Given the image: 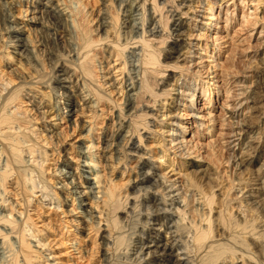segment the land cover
I'll return each instance as SVG.
<instances>
[{
    "label": "bare ground",
    "instance_id": "1",
    "mask_svg": "<svg viewBox=\"0 0 264 264\" xmlns=\"http://www.w3.org/2000/svg\"><path fill=\"white\" fill-rule=\"evenodd\" d=\"M16 1L0 0V16L4 22L6 21L4 27L8 34V39L4 42L2 41L3 56L9 65L13 64L15 66V70H18L21 74L20 77H22L21 83L18 86H12L10 80L1 78L0 75V264H36L37 262H39L38 264H60L59 261L55 260L58 256L51 251L50 244L45 245L48 240L46 243H42L38 236L41 234H35L33 227L28 223L31 217L27 212V208L30 206L36 214L38 212L36 210L37 205H31L33 202L32 199L37 200L36 202L40 206L50 204V208L55 209V211H61V214H64L70 223H84V225L86 223V226L89 225L90 227H100L102 224L104 228L100 234V238L102 239L100 242L104 245V252L102 253L103 264H163L164 261L170 262V264H225L230 262L228 258V254L230 253L236 259L249 260L245 253L232 251L230 244L223 241L220 242L216 238L213 228L214 219L216 218H211L210 209L212 196L209 197L204 192L195 190L198 187L192 182H188L187 184L185 181L170 179L163 173H156L157 168L153 164L156 159H153L150 153L146 159L142 157L148 151L146 146V149L142 147V138H148L150 136L151 133L149 132L153 129L151 126L159 125L156 117L159 112L165 109V99L163 97L171 93L175 95L176 105H179L183 97L189 96L184 105L191 109L194 107V103L192 102L195 96L194 92H202L206 95L207 90H209L210 95L213 91H210L212 89L210 88L211 85H214L215 99L218 97V93L222 95L225 93L226 98H231L233 95H238V97H236L237 102L235 103V107L229 108L231 109V114L228 116L230 120L223 123L226 127L224 129H215L217 119L221 117L220 113L222 110L216 115L212 114L216 108L212 104L208 112L205 113L209 118L210 129L217 131L209 143L215 146L219 145V147L227 143V148L225 149L228 150V153H235V155L231 154L232 156L229 155L230 153L227 154V161L229 159L234 160V162L237 160L235 164L243 167V171L247 170L246 167L248 168L251 164L254 165L258 162L251 154L255 146L259 145L264 150V145L261 147L257 143L259 138L255 140V135H250L246 140V136H248V133L246 135V131L250 129L251 125H256L252 123L254 120L252 119L251 121L250 118L249 121L252 124H245L246 122L243 118L245 116L250 117L259 111L261 112L263 110L262 105L264 104L262 103V100H264V94L262 92H253L250 96L251 86L244 85L245 80L251 73L249 71L244 72L243 76L234 80L235 85L231 86L227 78H225V71L222 69L217 70L218 68H215V64H213L210 71L209 68L205 70L208 74H205L202 80L200 62L202 63L203 57L201 54L205 55L207 52L208 47L205 39L209 34L207 35L204 32L191 33L182 30L185 24L182 18L185 16L187 22L189 19L194 20L197 10H195L193 4L202 5L204 1L156 0L155 2V0H119L117 15L118 13L122 14V17L118 20V26L120 28L118 33L119 41L113 40L112 38L114 35L112 27L113 17L106 14L104 9L100 11L101 17L97 25L100 31H102L100 33L102 36L100 39L105 41L108 56L115 57L112 62L113 64L109 65L112 66L110 69H114V71L107 72V67H102V62L99 60L97 65L100 66L99 69L102 70L101 72L106 70L100 76L103 80L102 85L109 88L107 90L109 94L116 90L119 96L116 99L112 98L113 96L110 97L105 92H99L92 82L93 78L89 60L94 48L93 42L89 38L83 40L81 38L83 36L82 33L77 31L80 27L78 18H81L84 13V5L81 0H46L41 4V10L35 9L32 0H24L23 4L25 3L27 5L30 3L31 5V8L27 6L24 9L21 3ZM252 1L250 0V2ZM240 2L243 3L244 0H240ZM146 3L150 4L148 9L145 6ZM208 3L207 10L206 8L203 10L208 12V19L217 20V15L212 12V9L214 4L216 6H219V4L214 2ZM230 3H234V0H231ZM258 3H255L253 10H257ZM233 6H235V3ZM201 7L204 8V6ZM225 7H228L227 3ZM225 7L223 10V26H216L217 29H213L208 27L210 25L208 21L201 22L206 26L201 29L214 31L210 37L214 42L213 46L217 50H219L218 47H220V44H223L221 39L228 35V24L232 21L234 14L232 9L229 11ZM14 10H17L20 16L18 14L14 15ZM133 11H137L140 14L138 18L139 26L131 23L128 30V23L133 20ZM247 16L250 17L249 19L252 24V27H250L251 31L259 33L256 36L257 38L260 35L262 36V32L264 31L262 24L264 21L262 23L259 20H264V16L257 17L253 13ZM17 18L20 21H17ZM162 18L165 21H161ZM244 18L245 16L241 15L239 25L243 21L246 22ZM168 21H171V25H173L172 29H169ZM35 24L45 26L51 34L56 36V39L63 36L61 35V28L71 27L77 31V36L75 34L77 41L76 43L70 41L71 47L69 49L71 59L68 62L72 66L70 67L72 73L69 75L68 71H65V68L64 71L61 68L60 71L62 73L54 74V78L57 79V84L61 89L56 85L55 87L47 88L48 92H45V90L36 84L39 80L38 75L34 71L27 70V67H24V62L27 64L29 61L33 62L32 60H34L32 64H39L36 53L41 48L36 49L32 44V40L28 38V35L21 36L18 31L22 29L35 30ZM189 27V24H187L186 28ZM193 27H195V23ZM133 28H136V30L132 31ZM10 31L12 33H8ZM220 31L224 32L223 36ZM133 33L135 35H132ZM233 34L235 33L233 32ZM251 35L252 32L249 33L250 37ZM183 36H186V39ZM232 36L229 38L231 39ZM157 41L162 45L165 44L167 47L166 50L168 49L170 54L171 52H183V57L181 55L175 56L177 65L173 67L179 68L180 70L173 73L174 77L172 76L170 78L174 84L171 83L173 85L167 87L170 85V82L159 78L162 75L161 73L154 85H162V87H158L156 91L150 88L147 74L150 72L149 70H153L152 67L159 65L160 52L155 51ZM135 44L137 46H134ZM260 44L263 45V41ZM128 46H132L131 48L135 49L138 48L137 52L134 50L130 51L131 54L138 56L135 64H128L126 55L123 54L129 48ZM8 48H12L14 53L19 57L14 58L12 55L13 51H8ZM234 48L235 46L229 45L227 58L234 51ZM188 53L199 60L193 61L194 59H190L186 61V55H189ZM196 53H199V57ZM218 55L219 52L216 55V59H213L214 61L217 60ZM120 57H122L123 61L117 63L116 61ZM127 65L132 66V68L127 69ZM182 70L196 75V79H199V82L197 83L195 80L190 81L186 79ZM73 74L75 76L77 74L79 79H76L74 83H72L73 80L71 78ZM127 81H129V87H126ZM26 84L28 86L23 88ZM31 87L34 90H31ZM72 87L75 88V91L79 89V105L74 104L72 107L66 108L59 107L58 105V111L63 109L60 111V114L63 113L66 120L73 123L74 126L76 125L78 128H81L82 133L85 132V134L81 132L78 134L80 137L78 142L80 143L74 147L86 159H78V162H75L74 172H64L61 169H56L58 172L54 174L60 180L58 182L61 184L60 189L66 194L64 197L57 198L54 193V186L49 187L44 183L45 181L43 182L41 180L38 168L43 164L45 155L35 149V145L30 139L31 136L33 137L35 135V128L29 119L25 117V114L18 111L15 100L20 95L23 96L26 94L29 95V98H38L39 103L44 104L43 100H46V104H42L44 106L43 110H37V115H39L38 119H41L42 126L47 132L44 136L46 138H53L55 136L57 139L55 142L59 143L61 141L59 136L61 137L62 133L59 125L61 124L62 118L57 117L55 114L57 110L52 105L54 104L55 107L59 100L68 103L72 102L73 93H69L72 91ZM248 88L250 91L247 92L246 90ZM35 91H38V93ZM49 92L54 93L55 98L51 97ZM246 93L249 95H246ZM209 97L207 100L211 102ZM54 99L55 103L53 101ZM101 99H106L112 104V107L116 108L115 118L121 116L122 121L126 122V130H121V125L118 121L117 123L119 125L115 127L113 134L107 139H102L104 146L98 152L95 151L98 147L94 143L97 140L90 136L95 125L91 122L82 120V123H79L75 119H71L77 115V111L79 110L86 109L89 111L93 107H96ZM121 100H123L127 107L124 112L117 111V104ZM41 103L37 108L41 107ZM197 110L201 111V109H196L195 111ZM189 114L194 119L192 120L194 125L199 128L203 127L205 130L208 129L207 126H203L197 121V119L204 116L203 114L199 112L194 113V115H192L193 113ZM258 114L260 115V113ZM134 118H140L142 121L137 123ZM171 120H174V118L172 117ZM85 122L89 124L87 125L89 126L88 128L85 126ZM139 124L142 126L138 127ZM167 124L168 129L164 130V132L162 130L160 131V129L158 131L165 134V142L173 155L187 157L193 152V148H200V145L203 144L198 139L193 142V140L187 138L185 126L178 125L177 121H169ZM177 126L181 128L178 129ZM198 127L193 131V134H197ZM121 132H123L121 136L123 142L119 145L123 148L122 153H118L121 154L120 156L118 154L117 156H113L112 154H116L117 151H113V147L111 146H113L112 144L114 142L112 143V141H114L113 139H117V135H120ZM153 132L155 131L153 130ZM201 132L205 133L206 131L202 130ZM252 132L255 133V131ZM41 135H43V130ZM83 137L87 138L85 140L87 142L86 144L81 140ZM134 137L137 138V141L134 140ZM241 138L243 141L245 139V144L242 145H245L246 149L243 146L237 153L235 146L237 145L239 147ZM162 141L164 142V140ZM248 144L251 147L248 148ZM23 151L28 153L29 156L25 157L26 153ZM206 153L208 155V152ZM196 157L198 159L192 158V166L195 168L194 171L204 175V167L198 162L201 157ZM102 159L105 164H101ZM130 161H133V163L131 164ZM66 165H68V168H71V165L67 163ZM118 165L122 166V170L119 172L121 178L124 177L126 170L128 172V170L132 171L136 169L137 180H131L130 177H127L124 182L126 185L115 187L111 182L112 179H110L109 174ZM105 169H107V172ZM253 171L252 175L249 174L250 177L247 178V186H243L245 188L240 187L237 195H234L235 198L240 199L239 204L243 207L254 208L253 206H264V158L257 164L255 171ZM6 181L11 190H13V198H9V195H7V191L10 189L6 190ZM243 182L246 181L244 180ZM129 191H132V194ZM35 192H38V196L34 194ZM19 194L22 195L20 201L14 200V195ZM70 194L72 195L70 196ZM196 195H198V198H196ZM78 198H82V202ZM195 198L202 200V206L206 208V212L200 214L202 215L201 218L195 216L197 211L193 205L195 203L194 201H196ZM74 200H77V206H73ZM51 204H53L52 207ZM118 209H124V215L117 217L109 216L111 210L115 211ZM133 217L135 218L132 219ZM132 220L135 221L131 223ZM75 228L77 230L78 226L75 225ZM41 231L42 229L38 230L39 233ZM232 239L233 236L231 235L226 237L228 242H231ZM74 249H78V247Z\"/></svg>",
    "mask_w": 264,
    "mask_h": 264
},
{
    "label": "rangeland",
    "instance_id": "2",
    "mask_svg": "<svg viewBox=\"0 0 264 264\" xmlns=\"http://www.w3.org/2000/svg\"><path fill=\"white\" fill-rule=\"evenodd\" d=\"M17 1L21 3L23 9L24 7H27V6H30L29 8H31L30 3L26 5L25 3L23 4L24 0H17ZM32 1H33L35 9L41 10L40 6L46 0H32ZM81 1H82V4L84 5V13L82 14L81 18L80 17L78 18L80 22V27L79 29H77V31L78 32L80 31V33H82L83 36L81 38H83V40L86 38H89V40H92L93 42L94 48L92 50V56H90V60H89V65L91 68V74L93 78L92 82L96 86L99 92H103V93L105 92L109 94L107 91L109 88L102 85L103 80L102 78H100V76L106 70L104 69L105 71L101 72L102 70L99 69L100 66L97 65V62L98 60L102 62L101 66L107 67L106 68L107 72L108 71L113 72L114 69L111 70L110 68L112 66H109V65L113 64L112 62L115 59V57L108 56L107 46L105 44V41L100 39L102 37L100 35L102 31H100V28L97 25L99 24V19L101 17L100 11L104 9L106 11L105 12L106 14L113 17V20H112V27H113V34H114L112 37L113 40H117V41L120 40L119 34H118L120 31V28L118 26V20H120V18L122 17V14L118 13L117 15L119 0H116V1L115 0H81ZM203 1H204V4L202 5L193 4L195 10H197L196 17L194 20L189 19V21L187 22L185 16H183L182 18L183 22H185L182 30H185L191 33L204 32L207 35L209 34V36L206 37L205 39L207 47H208L207 52H206L207 55L201 54V56L203 57L202 63L200 62V64L202 65V66L200 65V68H202L201 69L202 80L204 79L203 77H205V74H208L206 73L205 70H208L209 68V71H210L213 64H215V68H218L217 70L222 69L225 71L226 77L225 76L224 77L227 78L231 86L235 85L234 80L243 76L244 72L249 71V73L251 74H249L248 78L245 80L244 85L245 86L250 85L251 87L250 86L249 87L251 91L249 88H248L249 90L247 89L246 91L247 92L250 91L249 92L250 96L253 92H259V93L262 92L264 94V91H263L264 90V44L263 45L260 44V42L262 41L264 43V31L262 32V36L260 35L257 38L256 36L259 33L256 31H251L250 27H252V24L249 19L250 17L247 16L250 13H253L257 17L262 16V15L264 16V0H259V1L253 0L252 2H250V0H244L243 3H241L240 0H234L235 6H233L234 3H230L231 0H203ZM107 2L110 4H108ZM208 2H214V3L219 4V6H216L214 4L213 9H212V12L215 15H217V20L208 19L209 18L208 12L203 10L205 8L207 10V6L209 4ZM256 2H259L258 8L257 10H253L254 9L253 6H255ZM226 3L228 5L227 8L225 7ZM145 6L148 9V7H150V4L146 3ZM201 6H204V8ZM224 7L229 11L232 9L234 14H233L232 21L228 24V31H227L228 35L224 37L223 39H221L222 40L221 42L223 44H220V47H218L219 50H217L215 46H213L214 42L212 38L210 37V35H212L214 31H211L208 29H204V30L201 29L202 27L204 28L205 26L201 22L208 21L210 23L208 27L213 28V29L214 28L217 29L216 26H223L224 25V22H223ZM13 13L14 15L18 14V16H20L17 10H14ZM132 13L134 16L132 15L133 20L128 23V30L130 28L131 23H134L139 26L138 18L140 14L137 13V11H133ZM241 15L245 16L244 19L246 20V22L243 21L241 22V25H239ZM17 21H20V19L17 18ZM161 21H165V20L162 18ZM259 21L263 23L264 20H259ZM168 22H169L168 23L169 29H172L173 25H171L172 24L171 21H168ZM5 23L6 21L4 22V20H2V17L0 16V75H1V78L10 80L12 83V86H16V85L18 86L22 80V77H20L21 74L18 70H15V66L13 64L9 65L6 61V58L3 56L2 43L6 41V39H8L7 38L8 34L6 31V28L4 27ZM194 23H195V27H193ZM187 24H189L190 26L189 28H186ZM20 25H23V24H20ZM20 25H17V26H20ZM262 25H263V30H264V23ZM34 27H36L35 30L22 29L21 31H18L20 32L21 36L28 35V38L32 40V44L36 49L41 48V50L37 51L36 53L37 62L39 64H36V65L32 64L34 63V60H32L33 62L29 61L27 64L26 62H24V67H27V70L34 71L36 75H38L39 80L37 81L36 84L40 86L41 89L45 90V92H48L47 88L55 87L56 85H58L57 79L54 78L55 76L54 74L62 73V71H60L61 68H63V71L65 68V71H68L69 75L70 73H72L71 72L72 70L70 68L72 66H70V63H69L71 59V53L69 52V49L71 47L70 41H72L73 43H76L77 41L76 39L77 31L71 27L61 28L62 30L61 35L63 36L61 38L56 39L55 38L56 36L51 34V32H49L45 26H42V25L39 26L38 24H35ZM135 30L136 28H133L132 31H135ZM233 32L235 34H233ZM251 32H252V35L250 37L249 33ZM8 33H12V32L10 31ZM223 34L224 32H221L222 36ZM107 35H109V33H107ZM132 35H135V34L133 33ZM230 36H232L231 39L229 38ZM183 38L186 39V36H183ZM156 43L157 44H155V51L160 52L159 65H157L156 67H152L153 70H149L150 72L147 74V76H148L150 88L152 90L157 91V88L162 87V85L156 86L154 84L161 73L164 76L161 75V77L159 78H162L165 81L168 80L170 82L169 83L170 85H168L167 87H171L174 84V82H172L170 78L173 76V73H176L178 70H180L179 68L173 67L174 65H177L175 56L176 55L182 56L183 52L181 53L171 52L170 54L169 53L170 51L168 49L166 50L167 47L165 46V44L162 45L159 41H157ZM229 45H233L235 46V48H234V51L231 52L229 57L227 58L228 51H229L228 50ZM134 46H137V44H135ZM128 47L129 48H127L123 52V54L126 55V60L128 61V64H135V62H137L136 60L138 56L131 54L130 51L134 50L135 52H137L138 48L137 49L131 48L132 46H128ZM8 49H7L8 51H13L12 48H8ZM218 52H219V55L217 56V60L214 61L213 59H216V55L218 54ZM196 54L199 57V53H196ZM12 55L14 56V58L19 57L14 53V51ZM186 58H187L186 61L190 59H194L193 61L199 60L198 58H195L193 55H190V54L186 55ZM119 61L120 63L123 61L122 57H120L119 60H117L116 62L119 63ZM126 67L127 69L132 68V66L130 65H127ZM182 72H183V75L186 76L185 77L186 79L190 81L195 80V82L197 83L199 82V79H196V75L191 74L190 72H187L186 70H182ZM71 78L73 80L72 83H74L75 80L78 79L77 74L76 76L75 74L71 75ZM128 82L129 81L126 82V87H129ZM171 83L173 84L171 85ZM25 86H28V84L24 85L23 88H25ZM57 87L61 89L59 85ZM213 87L214 85H211L210 88L212 89L210 91L212 90L213 91L212 93H210V95H209V90H207L206 95H204V93L202 92L201 93L194 92L195 96L192 101L194 103V107L191 109L184 105L186 104V101L188 100L189 96L183 97L179 105H176L175 103V98H174L175 95L169 92L170 95L168 94L164 96L163 99H165L164 100L165 109L162 112H159L158 116L156 117L157 123L159 122L158 123L159 125L151 126V128L153 127V129L152 131L149 132L151 133L150 136L148 138H142V141H141L142 147L144 149L146 146L148 150L147 154L143 155L142 157L146 159L150 153L151 156H153V159L154 158L156 159L153 163L155 167L157 168L156 173L158 174L163 173L170 179L185 181L187 184L188 182H192L195 186L199 188V190L198 188H196L195 190L202 191L205 193V195L209 197L212 196V204L210 206V209H211V218L212 219L216 218L214 219V225H213L214 234L216 235V238H218L220 242L223 241V242H227L228 244H230L232 246L231 248L232 251H237L238 253H245L248 256L247 258L249 259V260H245V259L240 260L239 258L236 259L230 253L228 254V258L230 259L229 260L230 262H227L228 264H254V263L264 264V206L262 205H260L261 207L253 206L254 208L243 207L242 205L239 204L240 199L234 197V195L235 196L237 195L238 191L240 190V187L247 186V178H249L250 175H252V171L253 170L255 171L257 164L261 162L262 159L264 158V150L263 148H260L259 145L255 146L253 150L251 149L252 150L251 154L253 155V158L256 159L258 162L254 165L251 164L250 166H248V168L246 167L248 171L246 169H245L246 171H243L242 169L243 167H240L239 165L238 167L235 164L237 160H235V162L232 159H229L230 160V161L228 160L229 162L227 161L228 159L227 154L229 153H230L229 155L232 154L231 152L228 153V150L225 149L227 148L226 147L227 143L220 147L219 145L215 146L214 144L211 145L209 143L210 139L214 137L213 135L217 133L215 129L217 130L221 128L224 129L225 125L223 123H226L228 122L227 120H230L228 116L229 114H231V111H230L231 109L229 108L235 107V103L237 102L236 97H238V95H233L231 98L230 97L226 98L225 93L223 94L224 96L221 93H218V97H216L215 99ZM30 89L34 90V88L32 87ZM71 89L72 91H70L69 93L70 94L73 93L72 102L68 103V102H64L63 100H59L57 101V105L54 107V104L52 105V99H51V105L53 106V108L57 110L55 114L57 115V117L62 118L61 124L59 125L60 130L62 129L61 137L59 136L61 141H59V143L55 142L57 140L55 136H53V138L52 137L46 138V136H44V134L46 135L47 132L44 130V127L42 126L41 119H38L39 115H37V110L38 109H40V111L43 110V107H44L43 105L46 104L47 102L46 100H43L44 104L40 102L41 103L40 108H37L38 105L40 104L39 99L29 98L28 94L23 95V96L20 95L15 100V105L18 107V111L25 114V117L29 119L30 123L35 128L34 130L35 135L33 137L31 136L30 138L35 145V149L39 150L45 155L43 164L38 168L39 175L41 176V180L43 182L45 181L44 183L49 187L54 186L53 189H54V193L56 194L57 198L66 196V194L62 192L63 190L60 189L61 184L58 183L60 182L58 176L55 175L56 172H58L57 170L61 169L64 172L66 171L74 172L75 171L74 167L76 165L75 162H78V159L79 160L86 159L84 158V156H82L81 153H78L77 152L78 149L74 147L75 145L80 143L78 142V140L80 139L78 134L82 131L81 128H78V126L76 125L74 126L73 123H70V121L66 120L65 116H63V113L60 114V111H62L63 109H60V111H58V105L59 107L61 106L63 108L72 107L74 104L79 105L80 103L79 102L80 97L78 94L79 89H77V91H75L74 87H72ZM35 92L38 93V91H35ZM49 94L51 95V97L55 98L54 93L49 92ZM249 94L246 93V95H249ZM109 96L110 97L113 96L112 98H115V99L119 98L118 93H116V90L110 93ZM208 97L210 98L211 102H208L207 100ZM224 99L226 100V102H224L225 101ZM53 101L55 103V99ZM262 103H264V100H262ZM212 104L216 107L215 110L212 112V114L216 115L218 114L219 111L222 110L220 113L222 120H221V117H218L217 125L215 126V129L213 130L210 129L209 118L207 117L208 115L205 114L206 112H208ZM111 105L112 104H110V102L107 101L106 99H101L97 103L96 107H93L89 111H87L86 109L79 110L77 111V115L72 117L71 119V120L75 119L76 122H79V123H82V120H83L86 122H91L95 125L93 127V131L90 136H92L93 138H96L97 142H94V143H95V146L98 147V149H96L95 151H98V152L104 146L102 139L109 138V136L113 134L115 127H117L120 124L121 130L122 129L124 131L126 130L125 129L126 122L122 121L121 116L115 118L116 108L112 107ZM117 105H118L117 111L119 110L121 112L122 111L124 112L125 108H127L123 100H121L120 103ZM222 105H224L223 106L224 108L222 107ZM262 106H263L262 109L264 110V104ZM196 109H201V111L199 110L195 111ZM263 110H261V112L259 111L255 113L254 115L250 117L245 116V118H243V120L245 119V122H246L245 124L249 125L251 123L249 121V118H250L251 121L252 119L254 120L252 121V123H255L256 125V126H253L254 124L251 125L250 129L246 131V135L248 133V136H246V140H247V137H249L250 135H255V138H256L255 140L259 138L257 140V143L260 144L261 147L264 145V111ZM197 112L204 115L202 118L197 119V121H199L203 126H207L209 130L208 129L205 130L203 127L199 128L198 126L192 123V120L194 119L193 117L190 116L189 113H193L192 115H194V113H197ZM224 112L225 114H223ZM258 113H260V115ZM172 117L174 118V120H171ZM134 120L137 123H140L142 121L140 118L138 119L134 118ZM118 121H119V124L117 123ZM169 121H177L178 125L180 126L184 125L185 132H186L185 134H187V138H190L191 140H193V142L198 139V141L203 143L200 145V148H193L192 149L193 152H191L190 155L187 157H180L178 155H173L172 151L169 150L168 148L169 146L165 142L166 136L163 133L164 130L168 129L167 122ZM86 122H85V126L89 125ZM140 126L142 125L139 124L138 127ZM88 127L89 126H87V128ZM196 127H198V129H197V134L195 135L193 134V131L196 129ZM177 128L179 129L181 127L177 126ZM158 129H160V131L162 130L163 132L160 133ZM42 130H43V135H41ZM153 130L155 132H153ZM202 130L206 132L202 133L201 132ZM252 131H255V133ZM82 134H85V132H83ZM122 135H123V132H121L120 135H117V139H113L114 141H112V143L114 142V144H112L113 146L111 147H113V151L115 152L117 151L116 154L115 153L112 154L113 156L115 155L117 156L119 152L122 153L123 148L119 145V144H122L123 142L121 140ZM256 135H259L260 137ZM85 138L86 137H83V139L81 140L83 143L86 144L87 142L85 140H87V138L86 139ZM136 139L137 138L134 137L135 141H137ZM162 140H164V142ZM120 141L121 143H119ZM244 142H245V139L243 141V139L241 138L239 147L237 145L235 146L236 148L235 150L237 151V153L240 148L241 149L243 148V146H244V149H246L245 145H242V144H245ZM119 146L121 147V149ZM247 147L249 148L251 146H249L248 144ZM23 152L26 153L25 151ZM206 152H208V155ZM120 155L121 154H118V156ZM232 155H235V153ZM27 156H29L28 153L25 154V157ZM196 156L201 157L199 159L200 161L198 162L201 163V165H203L202 167H204V170H205L203 171L205 173L204 175H202V173H197L196 171H194L195 168L192 166L193 165L192 158L198 159V157ZM111 160L113 159L111 158ZM66 163L71 165V168L70 167L68 168V165H66ZM130 163L132 164L133 161H130ZM101 164H105L103 159L101 160ZM105 170L107 172V169ZM121 170H122V166L118 165L113 170V172L109 174L110 179H112L111 182L113 183L115 187L117 186L121 187V186L126 185V183L124 182L126 181L127 177H130L131 180H137L136 178L137 170L136 169H133L132 171L128 170V172L126 170L125 171L126 173H124L125 175L123 178L119 176V172H121ZM244 180L246 182H243ZM5 186H6V190L10 189L9 191H7L8 192L7 195H9V198L10 197L13 198V195H12L13 190H11V188L8 186L7 181L5 183ZM129 192L130 194H132V191H129ZM34 194L38 196V192H35ZM71 195L72 194H70V196ZM21 196L22 195L20 194L14 195L15 197L14 200L20 201V199L22 198ZM196 196L195 197L198 198V195ZM196 198H195L196 201H194L195 203H193L194 208L197 209L195 216L197 218H201L202 215L200 214H202V212L203 213L206 212V208L202 206V200L200 199L198 200ZM81 199L82 198H78L80 202H82ZM32 201L33 202L31 203V205H37L36 210H38V212L36 214L34 210H32V207L30 206L27 208V212L29 216L31 217L28 220V223L29 225L31 224V226L33 227L35 234H41L38 236H39V239L42 241V243H46L48 240V242L45 245H48V243L50 244L51 251H53V253L58 256L55 259L56 261H59L60 264H103L104 261L102 260L103 259L102 253L104 252L103 251L104 245L100 242L102 240L100 238V234H101L102 229L104 228L102 224L100 227H94V226L90 227L89 225L86 226V223L85 225L84 223H81V224L70 223L68 221L69 219L65 217L64 214H61V211H55V209L50 208L49 206L50 204H44L43 206H40L36 202L37 200L32 199ZM76 203H77V200H74L73 206H77ZM52 205L53 204H51V207ZM62 208H65V207H62ZM124 212H125L124 209H118L115 211L111 210L109 213V216L111 217L122 216L124 215ZM134 218L135 217H133L132 219ZM64 220H67V221H64ZM134 221L135 220H132L131 223H133ZM75 225L78 226L77 230L75 228ZM82 226H84L83 229H81ZM39 229H42L40 233L38 232ZM230 235L233 236V239L231 240V242H228L226 240V237ZM75 247H78V249H74ZM38 263L39 262H37L36 264ZM163 264H170V262L164 261Z\"/></svg>",
    "mask_w": 264,
    "mask_h": 264
}]
</instances>
